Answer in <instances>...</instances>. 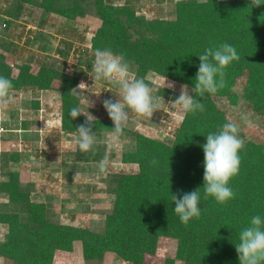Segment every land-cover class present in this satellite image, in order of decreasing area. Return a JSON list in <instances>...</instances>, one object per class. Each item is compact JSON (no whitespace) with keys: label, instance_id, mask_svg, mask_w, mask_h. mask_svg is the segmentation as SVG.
<instances>
[{"label":"trees","instance_id":"trees-1","mask_svg":"<svg viewBox=\"0 0 264 264\" xmlns=\"http://www.w3.org/2000/svg\"><path fill=\"white\" fill-rule=\"evenodd\" d=\"M31 1L17 0V4ZM43 1L46 10L73 17L85 13L83 1L88 0H70L67 4L62 0ZM261 3L253 7L251 0H179L175 17L146 19L129 3L93 0L95 15L101 20L91 38L94 52L122 54L134 79L147 84L144 77L152 71L189 86L191 95L205 110L184 113L170 144L130 133L135 145L123 153L122 159L136 163L138 171L114 177V202L102 231L49 219L46 202L30 199L18 173L10 171L8 178L0 181V193L6 195V206H10L0 211V223L7 224L0 256L11 264H51L56 250H71L72 242L80 240L87 260L111 251L131 264H151L142 256L152 254L158 238L166 236L175 241L173 260L184 264H240L235 245L240 242L241 231L250 225L252 217L264 219V150L257 143L244 142L239 174L228 185L235 197L221 205L214 197L204 199L203 145L209 133L218 132L227 123L212 96H226L235 103L233 86L239 77L246 78L243 98L253 109L264 110V0ZM222 43L234 46L239 60L226 68L223 88L201 97L194 87L201 63L198 56ZM0 76L8 78L13 88L33 82L47 88L55 77L59 78L62 130L75 132L85 122V115L72 119L69 114L73 107L79 108V98L71 91L76 83L72 75L48 67L32 74L28 65H21L19 74L13 77L0 55ZM113 127L106 119H96L93 132L112 131ZM77 156L82 161H98L103 153L79 151ZM18 157L17 151L3 155L5 163ZM153 160L157 163L152 164ZM194 190L199 191L201 216L185 226L174 211L172 194L182 198L183 193ZM23 212L25 216L20 215ZM173 260L168 259L167 264H173Z\"/></svg>","mask_w":264,"mask_h":264},{"label":"rangeland","instance_id":"rangeland-1","mask_svg":"<svg viewBox=\"0 0 264 264\" xmlns=\"http://www.w3.org/2000/svg\"><path fill=\"white\" fill-rule=\"evenodd\" d=\"M65 1V2H64ZM62 0L64 4L70 0ZM122 5L129 3L137 15L146 19L175 17L179 0H105ZM201 1V0H200ZM85 13L65 17L56 11L46 10L43 0H32L18 5L17 0H0V55L10 66L11 74L17 77L21 65H28L29 72L37 74L41 67L72 75L76 80L71 91L79 98V109L91 113L96 119L110 121L103 107L105 99H121L120 90L104 80L94 81L92 67L95 52L91 38L100 26L95 15L93 0L83 1ZM131 78L135 75L130 71ZM144 79L149 82L152 95L160 97L159 110L152 119L141 118L129 111V121L119 141H109L112 131L95 133L94 150L103 153L98 161H82L74 143L75 132H66L61 127V94L59 78H54L47 88L33 83L12 88L13 103L0 112V181L8 178L10 171L18 173L21 185L29 190L30 199L46 202L48 218L58 223L102 231L105 216L111 211L115 186L113 179L121 173H136L138 165L125 162L122 155L135 145L131 132L171 143L184 112L170 104L180 95L182 86L191 95L189 86L162 77L152 71ZM245 76L239 77L233 86L236 102L226 96L213 95L216 106L228 122L239 127V137L252 141L264 150V110L253 109L243 98ZM83 82L86 86L78 88ZM165 82H174L175 91L165 87ZM75 89V90H74ZM160 89H165L159 92ZM92 105V107H90ZM92 150V151H94ZM17 151L15 161L5 163V153ZM84 152L86 154L91 153ZM109 160L106 173L99 171V162ZM7 198L0 193V211L9 209ZM25 216L24 212L20 213ZM7 224L0 223V241L6 238ZM175 241L160 236L152 254L143 255V261L151 264H167L172 259ZM0 264H11L0 256ZM51 264H131L118 254L107 251L101 258L87 260L83 255L82 242L74 240L71 250H56ZM173 264H184L174 259Z\"/></svg>","mask_w":264,"mask_h":264},{"label":"clouds","instance_id":"clouds-1","mask_svg":"<svg viewBox=\"0 0 264 264\" xmlns=\"http://www.w3.org/2000/svg\"><path fill=\"white\" fill-rule=\"evenodd\" d=\"M253 7L260 6L261 0H251ZM200 65L195 77V90L203 97L205 93L214 94L225 86V70L233 62L239 60V55L234 46L228 43L212 45L199 55ZM93 80H104L120 90L121 99L115 101L105 99L103 107L112 120L114 127L110 142L116 143L123 135V130L129 121V111L141 118L152 119L159 110L160 97L152 95V89L143 79H133L130 76V65L124 60L122 54L117 55L110 50H96L95 61L92 67ZM86 86L83 82L78 88ZM165 87L175 91L174 82H165ZM182 86L180 95L170 104L177 105L187 114L203 112L204 105L192 95L186 93ZM11 81L0 76V112L6 111L13 103ZM75 90V89H74ZM94 105L91 104L90 107ZM72 119L79 115L86 116L84 123L78 126V135L74 139L78 150L89 152L94 150L97 143L93 126L96 118L91 114H84L78 107L70 110ZM244 140L239 137V127L233 123H225L216 133L206 136L204 151V199L214 197L217 203L226 205L234 199L235 193L228 186L230 180L239 174L241 158L240 150L244 148ZM156 164L157 161H151ZM109 160L105 157L99 162V171L106 173ZM174 211L185 226L193 218L199 219L201 209L199 207L200 195L198 190L183 193L182 198L178 194H172ZM240 242L235 245L240 264H264V219L259 215L252 217L250 225L240 233Z\"/></svg>","mask_w":264,"mask_h":264}]
</instances>
